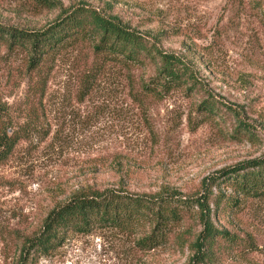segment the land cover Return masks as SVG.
<instances>
[{
	"label": "rangeland",
	"instance_id": "obj_1",
	"mask_svg": "<svg viewBox=\"0 0 264 264\" xmlns=\"http://www.w3.org/2000/svg\"><path fill=\"white\" fill-rule=\"evenodd\" d=\"M54 2L106 10L157 37L163 51L192 68L202 95L183 89L133 103L124 72L110 67L82 98L92 58L77 47L50 66L42 108L29 119L23 105L34 73L23 53L0 51V104L11 107L13 130L33 129L0 163V264H16L22 240L73 195L120 190L198 198L204 189H221L210 184L221 172L264 156V25L258 21L264 0ZM57 14L36 0H0V22L18 28L39 29ZM204 99L214 101L221 119L206 116L199 107ZM211 222L231 239L203 243L200 209L194 208L156 249L98 230L69 236L38 264H264V199Z\"/></svg>",
	"mask_w": 264,
	"mask_h": 264
},
{
	"label": "trees",
	"instance_id": "obj_2",
	"mask_svg": "<svg viewBox=\"0 0 264 264\" xmlns=\"http://www.w3.org/2000/svg\"><path fill=\"white\" fill-rule=\"evenodd\" d=\"M36 1L38 6L58 11L52 22L39 29L0 22V51L23 53L28 59L27 67L34 73L23 105L29 119L42 108L50 66L62 52L77 47L87 50L92 58L81 80L82 98L91 93L97 78L110 67L124 72L128 97L133 103L137 100L142 104L147 97L163 99L183 89L194 96L202 95L192 68L181 56L163 51L157 37L139 32L106 10L80 3L63 6L55 0ZM258 21L264 25V11H259ZM137 72L142 74L137 77L135 91ZM199 107L206 116L215 113L214 118H222L214 101L204 99ZM10 110L11 107L0 104V163L10 157L18 143L33 134L30 128L13 130L17 125ZM33 124L31 121L30 127ZM240 131L237 128L234 136L239 137ZM210 184L221 189H204L201 197L191 199L176 194L149 197L120 190L73 195L47 214L36 234L22 240L16 264H38L55 255L69 236L98 230L137 238V245L143 250L156 249L170 242L175 228L194 208L200 209L203 243L229 240L230 234L218 232L211 219L233 218L244 202L264 199V156L221 172Z\"/></svg>",
	"mask_w": 264,
	"mask_h": 264
}]
</instances>
